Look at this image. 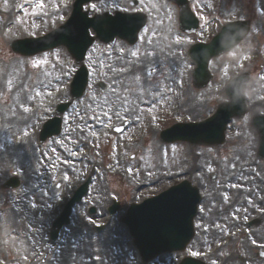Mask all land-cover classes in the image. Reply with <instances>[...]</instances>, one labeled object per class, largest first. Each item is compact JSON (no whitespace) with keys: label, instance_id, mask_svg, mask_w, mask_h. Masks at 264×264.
Segmentation results:
<instances>
[{"label":"rangeland","instance_id":"obj_1","mask_svg":"<svg viewBox=\"0 0 264 264\" xmlns=\"http://www.w3.org/2000/svg\"><path fill=\"white\" fill-rule=\"evenodd\" d=\"M72 1L0 0V122L1 119L12 121V124L7 123L12 129H7V127L3 129L0 123V264H27L24 262L27 259L30 260V264H39V260H45L44 264H48L49 261V264H108L110 259L120 257L126 251L134 255L128 260L121 257V260L128 262L127 264H134L136 255L127 238L122 242L116 241L115 244L110 243L109 245H106V239L101 245V242L97 240L105 239L110 234L107 229L96 240L97 242L87 243L83 240L72 242L70 240L72 226L75 225L79 230L88 231L94 224H104L103 222L107 220L106 212L103 219L91 225L88 220V207L94 206L103 209L114 199L120 200L121 211L124 212L123 206H127L134 199L152 195L160 187L157 182L161 179L165 180V176L176 171L192 173L193 168H200L199 173L204 174L203 179L211 184L208 186V190L216 194H219L217 181L225 178L228 175L226 173H242L244 174L242 180L249 175L254 179L252 181L256 191L251 192L252 190H248L245 184H242L245 193L248 192L247 196L253 194V197H262L264 195V161L257 159L256 148L246 149L243 153H235V148L231 151L235 139L230 136L238 135L239 138L243 133L244 127L238 130L235 127L240 121L235 120L230 124L226 133L228 142L221 148L215 146L192 147L184 143V146H174L173 149L168 150L165 147L171 145L159 144L158 128L169 120L186 122L209 114L214 109V105L224 97L219 92L224 77L228 73L234 72L235 64L239 59L238 55L244 53L243 50L249 46L255 49L256 54H259V59L254 63L246 60L247 68L250 64L253 68L250 78L252 86L258 75L255 69L259 71L258 65L264 61V42L258 44L259 47L256 42L244 47L240 46L233 53L236 55L234 58L224 59L225 57L222 55L213 59L210 63V70L214 75L213 80L203 89L194 88L189 79L190 93L187 98L194 99V106H182L183 101L186 102L187 99L184 94L182 108L174 111L177 95H181L180 90H176L179 82L176 85L171 81L170 84H174L175 87L162 96L163 92L168 90L169 85L163 81L166 80L167 75H173V70L167 64L172 63L167 59L171 50L173 51V62L179 61L182 69V71L179 69V72L186 75L187 69L193 68L185 55L187 44L194 39L205 40L206 37L218 30L222 22L227 20H250V35L255 23H260L258 21L262 20L258 16L257 8L264 10V0H226L225 2L224 0H190L191 8L195 10L200 19L199 30L193 35L178 33L174 19L175 11L169 2L157 0L156 2L160 4L148 8L144 0H138V9L147 13L149 21L148 26L140 34L138 44L130 50L125 45H118V40H116V44L95 42L92 45L85 58V64L90 72L86 91L80 99L72 102L69 112L63 116L66 126L64 124L61 134L54 138V144L45 145L44 151L47 155L41 159L39 152L42 148L28 143V140L33 136L32 127L15 124L14 116L17 115L15 112L20 110L28 113L27 117L36 112L42 116L40 120L52 116L56 104L69 99L67 92L60 95L55 88L59 87V84H64L65 80L68 83L71 74L77 67L64 48H57L33 57H22L13 54L9 50L8 44L15 38L43 34L63 22L70 12ZM118 4L119 0H102L95 6L98 11L112 12L119 7H122L123 10H130L124 4H120V6ZM163 4L166 5L165 8ZM244 57H246L245 54ZM133 63L141 64V67L134 68ZM224 66L230 67L228 72H226L227 70L224 72ZM174 68L178 69L177 66ZM174 78L177 76L175 75ZM100 79H104L108 86V90L104 93L100 92L97 87V82ZM136 85L140 86L138 90H135ZM251 86L248 87L247 92L253 88ZM179 88H181V84ZM157 95H159V99L152 108L137 109L134 106L138 98L151 100ZM114 96L122 97V102L120 104L111 103ZM17 97L23 101L24 110L15 107L11 113H6L3 110V105H10ZM252 102V98H250L248 103L252 104ZM103 104L106 105L105 111L101 113L99 110ZM196 104H200V106L196 107ZM36 105H40L41 108L37 111L31 110ZM71 111L74 114H71ZM77 117H85L89 123L99 120L107 131V136L90 133L88 139L89 144L95 147L91 153L93 157L90 155L88 161H93L92 164L98 172L99 183L97 180L94 181L90 186V195L84 199L83 204L75 208L71 227L61 230L59 234L61 243L50 246L48 236L44 237L45 235L42 233L50 224L48 218L52 219L55 216L52 213L54 208L59 210V202L64 196H67L70 188L86 177L84 172L86 164L80 168V175L78 169L65 174L68 172L65 168L68 166L69 159L60 156V151H63L66 146L75 145L78 141V139H74L72 131L75 126H78L74 124ZM120 119H126L133 123L126 132L117 135L112 132L111 127ZM244 119L241 122L247 123V119ZM150 126L155 128L153 133L150 132ZM79 128L82 127L79 126ZM132 138L135 142H132ZM81 140L83 139L81 138ZM156 144L161 148H156ZM251 149H253L254 155L251 153ZM25 153L31 161L32 157L37 161L35 163L36 173L34 172L32 177L26 178L23 175L27 169V162L24 160ZM111 161L113 163H110ZM108 166H113L111 171H108ZM212 174H215L214 178ZM11 175L20 177L21 186L13 190L4 189L2 184ZM150 182L157 184L155 187L149 186L142 189L143 184H150ZM139 185L141 188L136 191L134 187ZM231 185L233 190L231 189L230 193H238L239 187H236L237 191L235 192L233 183ZM34 186L39 187L38 197L30 194V189ZM96 186L98 188H95ZM53 193L56 195H52ZM37 210L40 211L39 215L34 214ZM77 212L81 214L80 219L74 218ZM19 213H21L20 217H18ZM229 213L225 214V217L229 215L228 220L236 218V211ZM82 215H84L83 218ZM119 215L118 211L111 226L119 224ZM201 215L197 218L196 226L197 233L202 235V231L205 229L202 225L204 221L207 224L209 217L203 219ZM215 215L212 216H224V208L218 209ZM21 222L26 228V236L23 238L21 232L17 234L15 231L22 230ZM9 230H11L10 234ZM260 230L261 227L257 229V233L261 234ZM215 232H217L216 229ZM42 237L47 240V243L34 246V243H41ZM222 238H224V232L217 238L210 236L211 241H206L209 245L206 248L209 249L211 244L217 246L216 242ZM194 244L196 247L199 246L198 242ZM70 246H77L79 250L71 254L68 250ZM65 249L69 251L67 256H64ZM217 254L222 260L224 249ZM169 261L168 257L162 256L158 264H168ZM220 262L222 263V261ZM211 264H215V262H211Z\"/></svg>","mask_w":264,"mask_h":264},{"label":"bare ground","instance_id":"obj_2","mask_svg":"<svg viewBox=\"0 0 264 264\" xmlns=\"http://www.w3.org/2000/svg\"><path fill=\"white\" fill-rule=\"evenodd\" d=\"M157 0H144V2H146L145 4L146 5H150L151 7H153V6H155V5H158V2H156ZM261 15H263L264 16V10H261V12H260V15L259 16H261ZM259 29H257V31H256V36H258V37H261V38H263L264 39V32H260V31H258ZM171 53L168 55V61L169 62H173V60H174V57L172 56V50L170 51ZM176 63H177V65H179V61H177L176 60ZM133 65V67L134 68H136V67H141V64L140 65H138L137 63H133L132 64ZM171 70H173V75L172 74H170V76L169 75H167V77H166V80H164L163 81V83H165V84H169L168 85V90L166 91V92H163V94H162V96H165L167 93H169L175 86H174V84H170V82L171 81H173L176 85L178 84V82H179V84H182V83H184V80H183V74L182 73H180L181 71H182V69L181 68H178V69H175L172 65H171ZM179 69L181 70L180 72H179ZM133 70V69H132ZM177 76V78H174V76ZM136 87V89L135 90H138V88H140V86H138V85H136L135 86ZM56 90V89H55ZM176 90H178L179 91V85H178V87H176ZM184 94H186L187 96L189 95V91H188V88L187 89H185V90H181ZM158 99H159V95H157V96H155L153 99H151V101H148L147 99L146 100H144V99H141V98H138V100L136 101V104L134 105L137 109H142V108H152V107H154V103L156 104L157 103V101H158ZM122 100H123V98L122 97H117V96H114V98L111 100V103L112 102H116V103H121L122 102ZM194 99H192V98H190V97H188L187 99H186V102H185V105H187L188 107H191L192 105L194 106ZM23 105H24V103H23V101L20 99V98H17V99H15V101L14 102H12L10 105H3V110L6 112V113H11L13 110H15V107H20V108H22L23 110H24V107H23ZM106 105H102V107L100 108V110L99 111H101V113H103L104 111H105V107ZM200 106V104H196V107H199ZM258 107H260V105L258 106ZM15 114H17L16 116H14V119H15V124H20L21 126H24V125H28V126H34L36 123H37V121L39 120V119H37L38 117L37 116H40V115H38V114H32V116H31V114L29 115V117H27L28 116V113H25V112H23V111H20V110H17V113L15 112ZM71 114H74V112L73 111H71ZM82 122V120L81 119H78V120H76L75 119V122H74V124L75 125H79L80 123ZM1 125H2V128L3 129H5L6 127L8 128L9 127V125H7V123H9V124H12V121H7V120H2L1 119ZM80 126H82V124L80 125ZM241 128H243V124H241L240 125V127H239V129H241ZM81 128H75V129H72V131H74L75 133H74V138L75 139H79L81 142H83L80 138L81 137H86V135H89V133H87V132H84V135L83 136H81V134H80V130ZM90 133L91 134H94V135H98V134H100L101 136H103L104 134H105V131H104V129L103 128H101L100 126H99V124H96V121H94V125H93V127H92V129L90 130ZM255 135L253 134V132H251L246 126H244V128H243V133H242V135L240 136V138H239V142L237 143L238 145H240V148H233L234 149V152L235 153H243V151H245L246 149H250V148H253L254 147V145H255ZM87 144V143H86ZM86 144H82L81 143V145L82 146H85ZM253 146V147H252ZM157 148V147H156ZM232 149V150H233ZM72 152H74V151H72ZM77 152V151H76ZM81 154L83 155V153L81 152ZM208 154H209V152H208ZM66 158H68V159H70V160H72V155H67V156H65ZM78 157H82V156H78ZM24 160L27 162V166H29V170L30 171H33V169H34V167H35V164H34V161H31L30 160V157L28 158V155H27V153H25L24 154ZM110 163H113L112 161L110 162ZM85 164L87 165V167L86 168H88V167H90L91 169L93 168V166H92V162L90 161V162H88V161H85ZM68 167L70 168V171H72L74 168H79V165L78 164H76V163H72V164H69L68 165ZM108 168V171H111L112 170V168H113V166H108L107 167ZM94 169V168H93ZM24 176H25V178L26 177H32V176H28V174H27V172L25 171L24 172ZM95 180H97L98 181V183H99V179H98V177L96 176V178H95ZM94 180V181H95ZM247 181H249V183H252L251 182V180L250 179H246ZM95 188H98L97 186L95 187ZM208 207L210 206V205H207ZM111 229V228H110ZM107 230V229H106ZM110 232V234L109 235H107V237H105V239H99V240H97V238L95 239V240H93V241H99V242H101V245H103V243H104V241H105V243H106V245H109L110 243H112V244H115L116 243V241H119V242H121L122 240H123V236H122V231H115L114 229H112L111 231H109ZM110 236H113L112 238L110 237ZM96 241V242H97ZM68 250L70 251V253L72 254V253H74L75 251H77V250H79V247H77V246H70L69 248H68ZM69 251H66V249H65V253H64V256H67L68 255V253L67 252H69Z\"/></svg>","mask_w":264,"mask_h":264},{"label":"water","instance_id":"obj_3","mask_svg":"<svg viewBox=\"0 0 264 264\" xmlns=\"http://www.w3.org/2000/svg\"><path fill=\"white\" fill-rule=\"evenodd\" d=\"M80 3L79 5L76 7V11H75V16L76 18L81 17L83 18V16L79 13L80 10ZM180 4H181V13L183 12V17H186L188 19V21L190 23L192 22V19L190 17L189 10L186 6V2L183 0H180ZM101 20V19H98ZM97 22V21H96ZM194 25H195V21H194ZM87 26V24L85 25ZM190 29V27H189ZM136 30V29H135ZM129 35V34H128ZM113 35H111L112 37ZM44 39L41 40H36V39H22V40H16L14 42H12L11 44V48L13 52H17L20 53L22 55H32L36 52L42 51L44 49H47L49 47H53L55 45L58 44H65L68 48L69 51H71L72 54H74L77 58V61H80V59L82 57H79V55L76 53V51H78V46L75 47L72 43L70 44L68 41L69 40V35L67 33H65L64 31L59 32L58 35H56L55 39L51 38L50 41H42ZM218 42L216 44H211V45H207V46H203V45H198L197 48L198 51H196V62H197V69H196V73H195V79H196V85L197 86H204L207 81L209 80V74L207 71V60L211 55H215V54H219L222 51H224V43L222 40H220V38L217 39ZM218 47L216 49H212L211 47ZM73 47L75 49H73ZM196 48V49H197ZM222 48V49H221ZM220 49V50H218ZM84 50V48H83ZM193 52V51H192ZM86 83V72L84 70V67H82L80 69V71L77 74V78L75 81V88L73 91V95L74 97L79 96L81 94V92L84 89Z\"/></svg>","mask_w":264,"mask_h":264}]
</instances>
